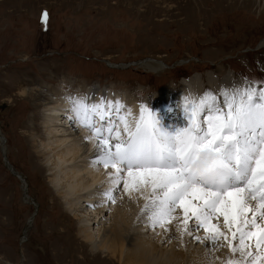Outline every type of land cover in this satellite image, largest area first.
<instances>
[{
    "label": "rangeland",
    "instance_id": "obj_1",
    "mask_svg": "<svg viewBox=\"0 0 264 264\" xmlns=\"http://www.w3.org/2000/svg\"><path fill=\"white\" fill-rule=\"evenodd\" d=\"M225 77L264 82V0H0V264L113 263L77 236L85 221L96 232L92 206L70 213L54 196L25 136L31 124L44 134L45 114L20 83L152 106L194 78L217 98Z\"/></svg>",
    "mask_w": 264,
    "mask_h": 264
},
{
    "label": "snow or ice",
    "instance_id": "obj_2",
    "mask_svg": "<svg viewBox=\"0 0 264 264\" xmlns=\"http://www.w3.org/2000/svg\"><path fill=\"white\" fill-rule=\"evenodd\" d=\"M256 83L245 78L230 92L221 89L222 103L209 92L185 97L180 126H163L144 104L130 122L119 101L89 108L69 98L75 118L91 132L97 162L111 169V187L101 195L115 203L112 193L122 184L125 194L144 198L140 211L153 227L167 232L179 209L181 233L203 229L205 236L193 239L227 244L233 258L225 264H264V82L259 89ZM113 107L119 123L92 122L94 116L103 122ZM221 217L223 231L213 222Z\"/></svg>",
    "mask_w": 264,
    "mask_h": 264
},
{
    "label": "bare ground",
    "instance_id": "obj_3",
    "mask_svg": "<svg viewBox=\"0 0 264 264\" xmlns=\"http://www.w3.org/2000/svg\"><path fill=\"white\" fill-rule=\"evenodd\" d=\"M139 66L152 73L163 70L158 64L152 62L141 63ZM196 80L199 81L194 78L189 83H184L179 97L172 98L170 97L172 92H168L169 94L165 93L162 99L152 106L149 104L150 99H147L144 105L157 115L163 126H180L186 123L182 112L184 98L193 100L201 97L199 87L194 86L197 83ZM231 80L225 77L221 85H218V102H223V96L220 95L221 89H227L230 92L234 87ZM59 89L45 90L42 84L20 83L16 90L19 97L30 100L33 108H39L45 114L42 120L44 134L37 137L35 126L31 124L29 125L30 133L25 136L33 145L34 154L52 186L54 196L70 213L80 212L78 208L82 206V203L92 206L94 210L92 214L94 215L93 225L97 227L96 232L94 234L90 232L91 227L87 221L80 223L77 229L78 238L92 253L104 255V260L113 262L112 264H225L228 259L233 258L227 244L222 240L213 244L193 239L195 236L203 238L205 236L203 229L196 231L194 227L191 228V236L187 231L181 233L178 230L179 220L182 219L179 209H176L174 213L177 220L168 226L169 230L166 232L159 226L153 227L147 215L141 213L140 209L145 201L139 192L127 195L121 184L119 189L112 193L115 203L103 197L101 193L111 187L106 175V172H111V169L105 170L103 165L97 162L99 152L95 149L94 142L89 139L91 132L75 118L69 98L83 101L89 108L102 100L105 104L108 101H119L123 106L122 115L131 112L132 115L128 117L130 122L139 115L140 105L132 101L125 102L119 95L114 94L113 89L102 91L92 88L82 93L68 92L63 87ZM134 96L137 97L136 94ZM172 99L176 102L181 100V104L174 106L177 103H174ZM173 111L175 113H172ZM83 116L82 109V119ZM116 116L115 107L108 109L105 112L104 126L107 127L110 118H114V121L119 123ZM95 119L99 120V117L96 116ZM96 126L99 127L100 124L97 123ZM37 141L40 147L35 145ZM117 193H121V196ZM147 195L148 193L145 192L144 196ZM213 222L218 223L220 229L224 230L222 217L219 221ZM189 224L193 225L194 221H189ZM193 240L195 243H192ZM196 242H199L197 248L193 246ZM225 250L228 255H225ZM97 256L95 255L94 258ZM235 258H239L238 253L235 254Z\"/></svg>",
    "mask_w": 264,
    "mask_h": 264
},
{
    "label": "water",
    "instance_id": "obj_4",
    "mask_svg": "<svg viewBox=\"0 0 264 264\" xmlns=\"http://www.w3.org/2000/svg\"><path fill=\"white\" fill-rule=\"evenodd\" d=\"M12 172V171H11ZM24 232H25V230H24Z\"/></svg>",
    "mask_w": 264,
    "mask_h": 264
}]
</instances>
